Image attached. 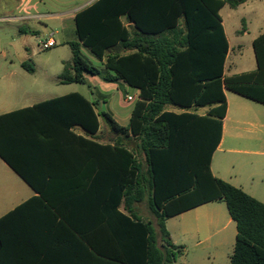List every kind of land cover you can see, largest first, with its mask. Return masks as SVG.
I'll return each mask as SVG.
<instances>
[{
	"label": "trees",
	"instance_id": "trees-1",
	"mask_svg": "<svg viewBox=\"0 0 264 264\" xmlns=\"http://www.w3.org/2000/svg\"><path fill=\"white\" fill-rule=\"evenodd\" d=\"M245 1L95 0L74 16L77 41L68 43L71 59L63 62L59 82L86 83L83 74H89L139 90L129 124L122 127L108 113H96L94 105L77 93L0 115V158L34 188L30 157L23 154L21 136L31 130L28 120H23L35 113L61 109L66 130L79 125L90 134L98 130V117H102L115 132L136 137L146 170L135 152L118 142L100 146L69 132L96 145L103 154L101 214L104 237L113 249L111 254L109 250L101 253L90 244L89 252L102 254V264H174L181 249L171 243L165 220L219 200L236 223L229 264H264V203L213 177L210 171L226 112L224 89L264 103V32L252 41L256 69L224 74L228 41L219 12L225 5L234 9ZM80 47L101 67L87 61ZM22 66L32 71L26 63ZM169 104L215 106L207 115L198 116L166 111ZM5 145H13L14 152L5 151ZM148 189L154 222L142 220L129 207L118 210L121 202L127 205V199L143 200ZM19 209L0 218V264H15L16 249L18 255L29 254L19 249V239L29 238L31 229L12 222Z\"/></svg>",
	"mask_w": 264,
	"mask_h": 264
},
{
	"label": "crops",
	"instance_id": "crops-1",
	"mask_svg": "<svg viewBox=\"0 0 264 264\" xmlns=\"http://www.w3.org/2000/svg\"><path fill=\"white\" fill-rule=\"evenodd\" d=\"M38 1L41 2V0ZM57 1L61 5L65 4V1ZM68 1L73 6L67 10L42 14L28 12L19 16V19L26 21L44 17L50 22L59 20L63 23L66 16L68 20H72L75 29V14L95 0ZM40 25L43 24L40 23ZM43 27L45 29L47 25L44 24ZM30 31L40 32L37 28ZM51 33L55 34L50 32L47 35ZM64 39L63 43L66 45L77 41L76 32L73 40ZM81 50L82 47H80ZM231 51L232 47L228 41V54L224 66L226 76L256 69L255 66L250 71L229 72L233 66L228 67ZM89 58L90 63L101 67V63L92 55ZM83 75L86 83L64 84L58 79L59 84L69 88L62 94L37 99L35 96L25 97L18 101L20 104L12 107L10 102H4L0 104V115L70 93H77L94 105L96 113L106 112L119 126L126 127L138 100L139 90L127 86L122 81L106 82L98 75ZM224 95L226 112L222 119L220 141L210 160L211 174L264 203V103L228 89H224ZM127 97H131V100ZM214 106V104H207L182 108L169 104L165 106V110L174 114L187 112L205 116ZM35 114L23 120H28L27 124L31 130L27 135L21 136L25 141L23 154L30 157L28 167L32 171L31 178L35 188L22 180L0 158V218L21 207L12 222L17 227L31 229L29 238L25 235L19 239L22 244L19 249H24L29 254L25 252L18 255L16 249L14 263L102 264V254L91 255L89 252L90 244H93L101 253L109 250L111 254L113 249L112 243L107 242L108 237H104L101 214L104 202V158L101 149L80 138L100 146L118 142L128 150L134 151L138 161L142 163L143 170H146L144 157L137 149L138 140L130 132L126 134L115 132L102 117H98V130L90 134L79 125H73L66 130L61 121L63 116L61 109H47ZM69 132L80 138L72 137ZM5 151L13 153L14 146L5 145ZM148 180L146 175V186ZM149 195L148 189L143 200L130 202L127 199V205L121 202L118 210L124 211L129 207L142 220L153 221L148 206ZM165 227L171 243L181 249V254L174 264L230 263L237 231L236 223L230 217L223 201L199 204L171 216L165 220ZM74 228L80 229L81 232H73L71 229Z\"/></svg>",
	"mask_w": 264,
	"mask_h": 264
},
{
	"label": "rangeland",
	"instance_id": "rangeland-1",
	"mask_svg": "<svg viewBox=\"0 0 264 264\" xmlns=\"http://www.w3.org/2000/svg\"><path fill=\"white\" fill-rule=\"evenodd\" d=\"M61 1L65 4L61 5L57 0H0V104L10 102L12 107L25 97L35 96L37 99L69 90L59 84L58 79L63 62L71 59V50L63 42L64 38H75L72 20L66 16L63 23L59 20L50 22L44 17L26 21L19 19L28 12L56 13L73 6L68 0ZM219 14L232 47L228 67L233 66L229 72L253 70L256 64L252 40L264 31V0H247L236 9L225 5ZM40 23L47 27L44 29ZM35 28L40 32L30 31ZM50 32H55L53 38L57 43L50 49L41 50L38 40ZM81 54L91 62V54L83 47ZM23 63L32 71L24 68Z\"/></svg>",
	"mask_w": 264,
	"mask_h": 264
},
{
	"label": "built area",
	"instance_id": "built-area-1",
	"mask_svg": "<svg viewBox=\"0 0 264 264\" xmlns=\"http://www.w3.org/2000/svg\"><path fill=\"white\" fill-rule=\"evenodd\" d=\"M53 33L47 35L45 38L38 40V46L41 50H47L56 45V42L53 38ZM128 100H131V97H127Z\"/></svg>",
	"mask_w": 264,
	"mask_h": 264
}]
</instances>
